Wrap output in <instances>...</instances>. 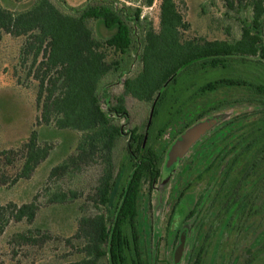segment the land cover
I'll return each instance as SVG.
<instances>
[{"label":"trees","instance_id":"16d2710c","mask_svg":"<svg viewBox=\"0 0 264 264\" xmlns=\"http://www.w3.org/2000/svg\"><path fill=\"white\" fill-rule=\"evenodd\" d=\"M223 1L227 15L240 14V35L231 41L185 38L190 24L175 0H161L158 30L142 15L143 8L152 7L155 0H121L120 5L113 0H88L79 8L66 6L73 13L63 12L51 0H36L17 13L0 5V39L3 34L24 38L20 66L37 82L36 127L80 133L75 150L51 169L49 181L71 179L89 167L100 170L94 191L85 197L98 211L86 213L85 203L80 207L82 215L75 222L74 235L62 240L65 258H76L63 264H150L141 250V192L146 182L152 189L161 176L158 138L199 98L229 87L251 95L250 102L260 108L262 116L249 124L254 130L242 149L253 155L252 161L237 165V182L243 183L257 168L264 172V0ZM92 21L115 33L97 37L90 27ZM134 48H139L135 60L141 69L134 76L120 77L123 92L111 97L105 80L124 73L125 57ZM212 69H233L235 74L199 86L181 85L184 72ZM127 97L150 104L142 130L140 126L126 128L131 123ZM125 136V157L120 162L117 148ZM53 149L54 145L39 141L34 128L16 148L0 151V189L29 180ZM235 193L230 191L225 201ZM82 195L76 189L57 186L47 189L43 203L35 195L29 203L0 205V240L11 223L32 226L42 207L69 204ZM242 204L244 212L248 206ZM9 237V245L32 250L33 255L48 243L59 242L48 230L37 227Z\"/></svg>","mask_w":264,"mask_h":264},{"label":"rangeland","instance_id":"374dc122","mask_svg":"<svg viewBox=\"0 0 264 264\" xmlns=\"http://www.w3.org/2000/svg\"><path fill=\"white\" fill-rule=\"evenodd\" d=\"M51 1L63 12L73 13L66 6L79 8L88 0H64L65 4L60 0ZM113 1L118 5L121 3V0ZM175 1L190 24L185 38L231 41L239 37L240 14L227 15L223 0ZM35 2L0 0V5L17 13L29 9ZM160 4L161 0H155L151 8L142 10V15L148 18L155 30L159 29ZM90 27L99 38H108L115 33V29H107L99 21H92ZM23 42L24 38L7 34L0 39V151L16 148L34 128L39 141L54 145V149L29 180L12 188L0 189V205L10 201L22 205L32 201L35 195H39V201L43 203L47 189L54 190L57 186L76 189L83 195L69 204L42 207L32 226L25 222L11 223L0 240V264H63L71 257L76 258H65L67 250H64L62 240L74 235L75 222L82 215L80 207L85 203L86 213L98 211L85 202V197L94 191L100 170L97 166L89 167L71 179L65 178L58 183L49 181L51 169L75 150L80 133L44 125L36 127L39 115L36 108L37 82L28 78L27 70L20 66ZM138 50L134 48L125 57L124 73L105 80L111 97L123 92L120 77L123 80L134 76L141 69L140 61L135 60ZM234 74L233 69L184 72L180 80L181 85L187 82L188 85L199 86ZM250 99L248 92L235 87L199 98L185 107L158 138L156 150L161 155V176L152 189L149 182L144 184L139 205L141 250L150 264H194L196 260L199 264H264V190H261L264 188V172L257 168L258 171L251 173L243 183L237 182V165L252 161L253 155L242 149L249 144V133L254 130L249 124L260 121L262 116L258 113L260 108ZM103 102L106 109L105 100ZM126 106L131 114V123L126 128L140 126L142 130L149 117L150 104L127 97ZM119 122L123 124L124 121ZM197 129L202 133L169 168L167 164L174 145ZM127 138L125 136L117 148L120 162L125 157L122 153ZM235 177L236 181H233ZM230 191L236 193L229 196L227 202ZM230 201L236 203L230 205ZM244 202L248 208L243 212ZM34 227L48 230L59 242L48 243L36 255L32 250L24 251L16 244H8L11 234Z\"/></svg>","mask_w":264,"mask_h":264},{"label":"water","instance_id":"95a60500","mask_svg":"<svg viewBox=\"0 0 264 264\" xmlns=\"http://www.w3.org/2000/svg\"><path fill=\"white\" fill-rule=\"evenodd\" d=\"M193 130L187 133L183 138H181L176 145L172 148V151L170 153V157L168 160L167 166L169 168H172L177 159L184 155V153L188 150L189 146L191 145L192 141L200 134L202 131Z\"/></svg>","mask_w":264,"mask_h":264},{"label":"built area","instance_id":"2783aa9c","mask_svg":"<svg viewBox=\"0 0 264 264\" xmlns=\"http://www.w3.org/2000/svg\"><path fill=\"white\" fill-rule=\"evenodd\" d=\"M151 8V7H150Z\"/></svg>","mask_w":264,"mask_h":264}]
</instances>
